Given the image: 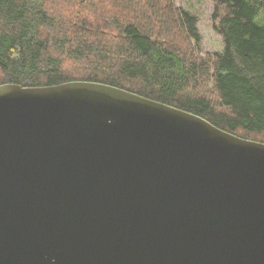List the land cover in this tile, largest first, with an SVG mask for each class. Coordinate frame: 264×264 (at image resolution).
<instances>
[{
	"label": "water",
	"instance_id": "water-1",
	"mask_svg": "<svg viewBox=\"0 0 264 264\" xmlns=\"http://www.w3.org/2000/svg\"><path fill=\"white\" fill-rule=\"evenodd\" d=\"M0 264H264V143L106 84L0 85Z\"/></svg>",
	"mask_w": 264,
	"mask_h": 264
},
{
	"label": "trees",
	"instance_id": "trees-1",
	"mask_svg": "<svg viewBox=\"0 0 264 264\" xmlns=\"http://www.w3.org/2000/svg\"><path fill=\"white\" fill-rule=\"evenodd\" d=\"M225 45L201 57L176 0H0V85L101 83L264 143V0H213Z\"/></svg>",
	"mask_w": 264,
	"mask_h": 264
},
{
	"label": "rangeland",
	"instance_id": "rangeland-1",
	"mask_svg": "<svg viewBox=\"0 0 264 264\" xmlns=\"http://www.w3.org/2000/svg\"><path fill=\"white\" fill-rule=\"evenodd\" d=\"M178 7L188 11L199 20L198 29L202 38L201 57L207 54L222 53L225 45L222 36L215 30L213 23V0H176Z\"/></svg>",
	"mask_w": 264,
	"mask_h": 264
}]
</instances>
